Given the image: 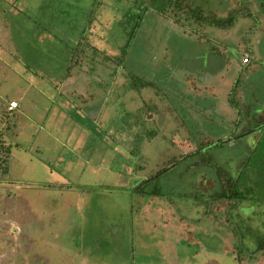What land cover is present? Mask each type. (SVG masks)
I'll return each mask as SVG.
<instances>
[{"label":"rangeland","instance_id":"obj_1","mask_svg":"<svg viewBox=\"0 0 264 264\" xmlns=\"http://www.w3.org/2000/svg\"><path fill=\"white\" fill-rule=\"evenodd\" d=\"M221 1L226 0H193L216 14ZM141 3L149 5L147 0H0V133L11 149L8 174L0 175V264H264L256 250L264 238V126L249 135L251 141L243 135L207 152L210 143L229 136L215 135L221 127L207 123L202 128L209 135L200 137L203 151L188 158L198 139L180 138L194 125L182 111L177 117L165 106L158 109L161 104L151 95L142 96L135 64H146L153 74L160 68L182 73L190 65L184 58L191 61L205 48L188 35L195 24L174 23L157 6L142 10ZM229 39L236 43L237 60L244 51L256 59L250 71H230L239 78L238 91L246 93L248 107L240 116L247 109L264 115L263 42L254 48L253 41L235 34ZM84 43L96 53L89 47L80 53ZM218 47L219 55L233 52L220 42ZM79 67H85L86 79L62 82L64 73L73 69L75 75ZM222 71L227 74L228 66ZM156 76L165 86V74ZM73 87L90 90V110L81 118L75 103L60 94ZM216 91L220 103L232 97L227 89ZM211 100L202 91L195 104L178 103V97L171 105L208 109ZM11 101L16 110H9ZM92 114L95 123L88 120ZM5 118L11 121L9 134ZM231 122L223 125L228 132ZM243 124L239 133L250 130ZM254 140L259 141L255 159L247 151ZM211 154L215 166L233 178L230 169L242 171L238 160L241 165L249 156L242 173L254 184L253 201L233 207L228 225L219 206L212 215L205 212L219 173L202 162ZM239 230L247 249L233 240Z\"/></svg>","mask_w":264,"mask_h":264},{"label":"crops","instance_id":"obj_2","mask_svg":"<svg viewBox=\"0 0 264 264\" xmlns=\"http://www.w3.org/2000/svg\"><path fill=\"white\" fill-rule=\"evenodd\" d=\"M197 30H200V29L194 28L193 31L190 29L188 35H190L194 39L193 43H195L197 46H203L205 48V53L192 54L191 58L193 60L191 61H189L190 57L185 56L186 59L184 58V62L187 65L188 63H190V65L188 66L185 65L186 67L183 68L182 73H180L179 71L176 72L173 69L171 71L170 70L162 71V69L160 68L157 72H163L165 76L167 77L165 86L160 85L159 82L157 81V76H156L157 72L153 74V70L150 67H146V64H135L136 65L135 69L137 70V73L140 74V76L139 75L137 76L138 78L141 79V84L138 89H142V96L144 93H147L148 98L151 95L152 97L150 98L152 100L159 101L161 106L160 104L157 103L158 106H160V108L158 109H161L162 106H165L164 110H166L167 108L168 110L175 113L176 116H177L176 111L180 110L183 112L186 120H188V117L190 118L189 120L190 124H193L194 126L190 125V126H193V128H190L187 126L189 130H186L184 128L186 135L180 138L181 141L182 140L183 141H186V140L188 141L196 140L197 141V139L200 141V137L203 136V134L208 136L209 130L204 131L202 128L203 126L207 125V123H211V125H215L214 127H217V125H219L218 127H221V129H219L218 133L216 132L215 135L221 134L225 136V134H228L229 136H232L233 138L228 136L226 139H230V138L234 139L236 138V136L233 135L234 134V128H233L234 123L236 124L235 127L237 129V133L239 134L238 126L242 124L243 120H244L243 125H246V127H248L249 125H259L263 123L264 121V115H262L263 112H260L257 115H250V109H247L242 117L240 116V113H241L240 111L242 110V108L248 107L246 105L247 102H244V98H243L245 97L246 93L244 90L238 91V89H240L238 88L239 87L238 77L236 79L235 76H230V71L231 70L233 71V69H235L236 72L242 69L243 70L246 69L248 71L252 70L253 65H255V64H252V61L255 58L253 59V57L251 56L250 54L252 53L251 51L250 53L248 51H244L250 55L251 61L246 64H242L241 61L237 60V57L233 61L230 59V56L226 55L225 53L219 55L217 54L219 51L218 50L219 42L214 39H211L210 41L201 39L202 37L198 33L199 36L201 37L199 38L197 36ZM93 42L96 43V40H93L91 43ZM88 45L90 46L91 44L88 43ZM189 45L192 46V42L189 43ZM222 46L226 47V45H222ZM187 51L189 52L190 49L187 48ZM224 66L225 67L228 66L229 71H226L228 72L227 74L225 73V71H222ZM121 68L123 67L120 66L119 71ZM78 70L81 74L77 76H80L83 79H86L82 74L84 71H86L85 67H79V69H77V73H78ZM67 76H68L67 78H70L71 76H75V75L70 73ZM150 77L151 79H149ZM62 82L65 83V80ZM181 86H182V89H180ZM73 89H75V87H73ZM213 89H216V90L217 89H227L228 91L226 95L227 94L232 95V97H227L225 98L226 100L220 103L219 98H218V92ZM63 91H64L63 89L60 90V94L62 95V98L70 100V102H72L73 104L75 103L74 105H76L75 108L77 109V112L79 113L80 118L82 117L83 113H87L86 111L90 110L89 107L91 105V102L89 101V99H91V95L89 93L90 91L89 89H75V91L72 90L68 92L67 93L68 95L66 94L65 91L64 92ZM202 91L204 92V94L210 96L212 99L211 105L208 109L206 107L203 108L201 106L198 109L195 106H192L190 108L188 105H186V106H183L184 108L183 110L181 108L182 105L180 104L171 105L174 101H177L178 97H182V101H178V103H183V104L194 103L195 104L198 100L199 93H202ZM240 93L242 97H240ZM223 96L224 94H222V97ZM161 97H165L163 104L161 101ZM53 99L51 101H53ZM103 102L105 103L106 101L103 100L100 106L103 105ZM219 103L221 105H219ZM237 103L238 104L242 103V104L241 106H239ZM167 105H170V107H167ZM260 105L261 106L264 105V102H261ZM13 109L16 110V107L9 109V110L13 111ZM100 110L101 108L99 107L98 111ZM102 110L105 111V109H102ZM91 116L90 118H88V120H91L92 122L95 123V120H94L95 114H92ZM101 118H102V115H101ZM229 121H232L230 124V126L232 127V131L230 132L226 131L227 129L224 127V126L227 127V124H229ZM181 124L188 125V123H183V122ZM141 125L144 126V121L141 123ZM213 131H217V129L213 128ZM196 134L199 135L198 138ZM189 136L193 137L194 139L190 138ZM246 138L247 139L249 138L248 140L251 141L249 136ZM255 145H256V141L254 140L252 143H250V145L248 144L249 149H247V151L250 152L254 148ZM240 166L241 165L239 164V160H238L237 167H240ZM229 172H231V174H233V176L237 178V175L240 173V170L235 169L234 171L230 169ZM213 183L214 184H212L209 188H212L217 183L216 190H218V182L216 178ZM249 183H251V181L249 180V177H248L247 185H250ZM199 188L201 189L200 184H199Z\"/></svg>","mask_w":264,"mask_h":264},{"label":"trees","instance_id":"obj_3","mask_svg":"<svg viewBox=\"0 0 264 264\" xmlns=\"http://www.w3.org/2000/svg\"><path fill=\"white\" fill-rule=\"evenodd\" d=\"M147 3H149L150 6H157L158 12L162 15H166L164 13H167L168 17H172L175 22L179 23L180 21L183 20H187L190 23H194L196 24V26L198 27H202L204 24H209V25H213V26H217L219 28H229L231 25H233V22L235 21V19H237L236 15L234 16V14H232V11L229 13V16L227 17H219L214 9H204L201 6L196 5L193 0H147ZM149 5H144L143 9H147ZM141 9V8H140ZM1 14V13H0ZM140 16V15H139ZM231 16V17H230ZM230 17V19H228ZM38 33H41V31H47V29H37ZM50 36V35H49ZM47 36V37H49ZM54 39L51 40V42ZM83 49L81 48V52L83 53V51H86V49L91 48V50L93 52L96 51V48L93 46H89L88 43H84L83 44ZM96 53V52H95ZM122 56V55H121ZM250 56V55H249ZM103 58H105L104 60L107 61L106 59H108L107 56H102ZM94 60V57H91ZM121 58V57H120ZM256 60V59H255ZM254 60V61H255ZM251 61V58L249 59L248 62ZM121 62V59L120 61ZM247 62V63H248ZM120 67V64H119ZM73 69L69 70L67 73H64V75L62 76V81L67 79V75L68 74H73L71 71ZM79 72V70H78ZM78 73L76 71L75 76H77ZM240 75V74H239ZM111 81L112 76L107 75ZM239 80V78H238ZM110 83V82H109ZM239 88V87H238ZM4 122H6V134H9V129L11 127V121L8 118H5ZM264 123V122H263ZM264 124H259V125H249L247 128H249V131H245L241 130L238 135H236V138H234V140L236 139H241L243 138L242 136L244 135V137H248L250 134L256 132L258 130V127H263ZM12 128V127H11ZM253 128V129H252ZM263 131H264V127H263ZM260 132V131H259ZM264 134V132L262 133ZM248 135V136H247ZM4 133H0V175H6L8 174L9 171V155L11 152L10 149V145L7 144V142L4 139ZM240 137V138H239ZM233 139H226V140H220L218 139L217 142H212L210 143V146L207 147V152L209 151V149L212 148H224L228 145L229 142H231ZM190 142L194 141V140H189ZM259 144V141H256V145ZM17 145V144H16ZM202 143L198 140L197 141V146H196V150L192 151L190 153L187 154V157H191V156H197V153L200 151H203L201 148ZM256 145L254 146V148L249 152L253 159H255V156L257 153H254V149L256 147ZM260 147H262L260 145ZM249 157V156H248ZM247 157V154L245 155V157L243 158V160L241 161V166L243 167L242 171H240V175L237 178H233L230 174H227L224 170L222 169H218V166L216 167L215 165L216 163V158L214 155L211 154V156H207L206 159L202 162L205 163L206 165H210L211 168H215L216 170H219L218 175H216V179L218 182V190H215L213 193L210 194L209 198L210 200L207 201V203L205 204V212H210L211 215L213 214V210L212 208H214L213 206H219L221 209H223L224 213H225V220L223 224H229V219L228 217L230 216L229 214L231 213L230 210L233 207H237L239 204L247 202V203H251L253 201V199L251 198L255 192L254 190V184L251 183V185H247L246 183V179L243 178L244 174L242 173L245 170V166L248 164L249 159ZM246 164V165H245ZM250 164V163H249ZM171 166L167 167V169H169ZM166 169V170H167ZM241 179H243V181H240ZM213 219L218 222L219 219L216 216H213ZM221 220V219H220ZM247 232V231H245ZM233 240L235 239L237 241V243L239 244V248L242 249H247V247L244 248V244L240 242L241 239V230L239 231H235ZM235 241V244H236ZM244 245V246H243ZM256 250L258 252V254H262V257H264V238L261 237V239L257 240V244H256ZM255 259V258H253ZM253 264L256 263L255 261L252 262ZM243 264H247L245 261L243 262Z\"/></svg>","mask_w":264,"mask_h":264},{"label":"flooded vegetation","instance_id":"obj_4","mask_svg":"<svg viewBox=\"0 0 264 264\" xmlns=\"http://www.w3.org/2000/svg\"><path fill=\"white\" fill-rule=\"evenodd\" d=\"M229 2H231V4H229ZM136 4L139 3L137 2ZM144 5L146 4L141 3L140 8H143ZM215 7L220 11V13H218L219 17H227L232 11L234 16L237 14V19H235L233 25L226 29L209 24H204L202 27L197 26L196 28L200 29L197 30V34L199 33L202 38L200 36L198 37L209 41L214 39L220 42L222 45H226L228 49H233V52L230 54V59L233 61L236 59L237 55L236 50L233 48V45H236V43L230 41L229 39L231 34H235L237 38H243L246 42H248V40L249 42L253 41L254 48L255 44L259 45L263 42V47L260 48V51H262L263 54H259V56L262 57L264 62V0H226L225 2L221 1L220 4L216 5ZM222 12L225 14H221ZM230 17L228 19H230ZM168 19H171V21L175 23V20L172 17H168ZM188 23L192 24L190 22ZM229 29L231 32L228 33V36L227 33L221 36L222 31ZM261 29H263V33H260ZM217 30L219 31V36H217ZM242 31L243 33L241 34Z\"/></svg>","mask_w":264,"mask_h":264},{"label":"built area","instance_id":"obj_5","mask_svg":"<svg viewBox=\"0 0 264 264\" xmlns=\"http://www.w3.org/2000/svg\"><path fill=\"white\" fill-rule=\"evenodd\" d=\"M250 59V56L248 53H244V55L242 56V59H241V63L242 64H246ZM16 102L15 101H11L10 104H9V109H12V108H15L16 107Z\"/></svg>","mask_w":264,"mask_h":264}]
</instances>
